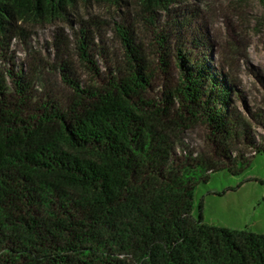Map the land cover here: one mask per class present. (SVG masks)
<instances>
[{
  "label": "trees",
  "instance_id": "16d2710c",
  "mask_svg": "<svg viewBox=\"0 0 264 264\" xmlns=\"http://www.w3.org/2000/svg\"><path fill=\"white\" fill-rule=\"evenodd\" d=\"M188 1L0 0V264H264V234L193 216L199 184L241 175L264 155V112L235 109L232 79L193 52L211 48L186 8L167 31L157 27L158 12ZM129 2L155 36L151 48L134 26L117 25L123 54L101 73L99 23L81 21L87 85L64 62L69 93L45 101L34 87L47 64L25 73L11 63L30 24L68 20L80 3ZM198 124L195 148L186 136Z\"/></svg>",
  "mask_w": 264,
  "mask_h": 264
},
{
  "label": "rangeland",
  "instance_id": "374dc122",
  "mask_svg": "<svg viewBox=\"0 0 264 264\" xmlns=\"http://www.w3.org/2000/svg\"><path fill=\"white\" fill-rule=\"evenodd\" d=\"M185 8L194 15L191 25L199 29L211 48L207 53L201 48L193 49V52L197 56L206 55L213 67L232 79L239 92L233 100L235 109L245 116L248 110L252 114L264 112L263 3L260 0H189L186 6H175L169 14L158 12L157 27L167 31L171 21L180 18ZM138 11L134 2L121 7L80 3L68 20L27 26L30 39L15 40L11 46V63L25 73L37 65L39 68V60L46 63L34 87L36 96L46 101L49 93L52 97L66 95L69 89L62 82V63L71 64L84 85L91 81L76 51L81 21L99 23L100 29L94 31V42L98 45L94 54L102 73L107 58L110 60L114 55L121 57L123 54L115 34L117 25L134 26L146 48H151L155 36L137 16ZM89 32L92 33V28ZM181 34L183 41H190V34L184 31ZM62 46L65 47L63 51ZM163 81L160 76L156 82L158 94L162 91ZM253 130L263 131L255 122ZM187 131L189 143L199 147L204 139V127L198 124ZM201 213L208 225L264 234V155L257 156L241 175L220 171L212 174L208 182L199 184L194 194L193 216L199 218Z\"/></svg>",
  "mask_w": 264,
  "mask_h": 264
}]
</instances>
